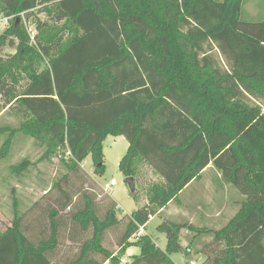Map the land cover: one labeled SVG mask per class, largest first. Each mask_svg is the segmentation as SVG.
I'll return each mask as SVG.
<instances>
[{
    "label": "trees",
    "instance_id": "obj_1",
    "mask_svg": "<svg viewBox=\"0 0 264 264\" xmlns=\"http://www.w3.org/2000/svg\"><path fill=\"white\" fill-rule=\"evenodd\" d=\"M36 10L48 19L37 20L32 41L21 15ZM0 11L13 18L0 48L16 49L0 58V114L17 108L25 119L21 131L46 148L44 158L64 150L76 171L91 156L99 176L103 141L123 136L129 148L121 172L136 177L142 162L163 181L127 217L116 252L104 240L121 223L118 205L101 218L92 196L83 197L70 218L92 234L70 264H122L132 247L140 254L127 264H172L171 255L184 250L183 228L196 231L186 251L205 254V264H264V192L253 194L257 201H242L219 231L164 222L158 229L167 236L165 250L141 234L226 156L231 183L254 191L264 184V22L243 21L242 0H0ZM65 183L68 176L54 185L59 197L45 208L48 221L35 239L14 199L13 222L0 233V264H56L62 214L76 197ZM205 235L211 243H203Z\"/></svg>",
    "mask_w": 264,
    "mask_h": 264
},
{
    "label": "rangeland",
    "instance_id": "obj_2",
    "mask_svg": "<svg viewBox=\"0 0 264 264\" xmlns=\"http://www.w3.org/2000/svg\"><path fill=\"white\" fill-rule=\"evenodd\" d=\"M21 17L31 40L34 41L37 34V20L46 21L48 18L38 10L28 15L22 14ZM12 19L4 17L0 11V36L10 27ZM15 54V47L8 45L0 48V58L6 59ZM222 66L224 69L227 68L224 63ZM27 84L28 80L24 79L21 82L20 90L24 89ZM2 105L3 102L0 98V106L2 107ZM17 110V108H6L0 114V232L13 222V202L16 198L20 202V212L25 217L26 233L35 239L40 233L41 224L48 221L47 214L44 212L45 208L59 197L54 185L68 176L69 185L65 183V188L76 197H74L72 208L62 214L65 223L61 229L60 246L52 257L53 262L70 264V261L76 258L81 244L91 237L92 230L85 233L79 231L70 218L71 214L83 204V197L87 195L92 196L97 213L101 218L105 216L113 202L118 205L117 216L121 223L107 231L104 240V246L107 249L118 251L119 240L126 228L127 217L148 204L150 188L155 184L163 183L162 179L150 167L138 162L137 175L134 177L136 192H131L127 183L128 177L120 170V162L129 148V142L123 136H108L103 141L105 171L101 176L97 174V166L91 156L76 171L69 169L68 156H65L64 150H58L57 155L48 160L44 158L46 148L40 147L34 139L21 131V124L25 119ZM4 150H7L6 153H3ZM223 159L224 163H213L211 168L202 175V179L196 181L191 189L167 207L161 217L150 220L147 232L154 240L156 239L155 241H159L162 249H165L168 243L166 234L158 229L164 222L185 223L197 229L210 230L208 219L211 216L208 213L221 208L226 203L227 211L230 212L227 217H231L239 212L242 201L259 200L253 194L255 192L262 194L264 184L254 191L240 181L237 184L231 183L228 175L233 167H230L231 161L228 156ZM23 161L29 163L28 168L17 174L14 169L19 167ZM112 183H115V186L106 192L105 186ZM47 193L48 195H46ZM247 196H249L248 199ZM234 205L235 207H233ZM197 206L200 207V210L197 209L196 212ZM232 207L235 210L233 213L230 210ZM225 221L218 222L216 226H223ZM195 235L196 231L194 230L182 229L180 241L184 250L182 253L177 252L171 255L172 264L193 263L197 249L193 248L195 251H189V253L186 250L191 243L189 240L193 239ZM212 238V236L205 235L203 243H211ZM198 249L200 250V248ZM130 250V254H126L123 258L122 264H126L131 261L133 256L140 254L139 247H132ZM97 258L102 259L99 255ZM105 264H109V262Z\"/></svg>",
    "mask_w": 264,
    "mask_h": 264
},
{
    "label": "crops",
    "instance_id": "obj_3",
    "mask_svg": "<svg viewBox=\"0 0 264 264\" xmlns=\"http://www.w3.org/2000/svg\"><path fill=\"white\" fill-rule=\"evenodd\" d=\"M242 19L243 21H247L249 23H257V22H264V0H242ZM211 168V165L205 170V172ZM204 172V173H205ZM203 173V175H204ZM195 182H193L191 185H189L182 193L181 195H183L185 192H187L189 189H191V187H193ZM180 195V196H181ZM173 202H171L168 207L172 204ZM198 208H196V212H197V209L200 210V207L197 206ZM235 207V205L233 206ZM230 209L233 212H235V210L233 209ZM167 207L163 210H161L157 215H155L154 217L152 218H155V217H161V214L164 210H166ZM204 210V209H203ZM228 208L226 206V203L222 205L221 208H217L215 209L214 211L208 213L211 218H207L208 219V227L209 229L211 230H221L223 229L224 227L227 226V224L235 217V215L238 213L236 212L233 216L231 217H227V215L230 213L229 211H227ZM227 211V212H226ZM206 216L207 213H206ZM209 216V217H210ZM151 218V219H152ZM150 219V220H151ZM226 220V221H225ZM220 221H225L224 225L223 226H216V224ZM150 222V221H149ZM148 222V224H149ZM148 224L146 225V227H144L142 230H141V234H148L147 232V226ZM3 232V231H2ZM1 233V232H0ZM189 234V233H188ZM186 234V235H188ZM150 236V235H149ZM153 241L162 249V247L159 245V241H155L154 238H152ZM166 249V248H165ZM165 249H162V250H165ZM130 249L127 251V255L130 254ZM191 251H195V250H191ZM196 252V257L193 261L192 264H205L206 263V260H207V257L205 254L201 253V252ZM198 254V255H197ZM131 257V256H130ZM204 261V262H202ZM128 262H126L127 264Z\"/></svg>",
    "mask_w": 264,
    "mask_h": 264
},
{
    "label": "water",
    "instance_id": "obj_4",
    "mask_svg": "<svg viewBox=\"0 0 264 264\" xmlns=\"http://www.w3.org/2000/svg\"><path fill=\"white\" fill-rule=\"evenodd\" d=\"M263 44H264V39H263ZM127 183L130 187L131 192L135 193L136 192V185H135L134 177L127 178Z\"/></svg>",
    "mask_w": 264,
    "mask_h": 264
},
{
    "label": "built area",
    "instance_id": "obj_5",
    "mask_svg": "<svg viewBox=\"0 0 264 264\" xmlns=\"http://www.w3.org/2000/svg\"><path fill=\"white\" fill-rule=\"evenodd\" d=\"M113 186H115V183H112L111 185H106L105 188H104V190H105L106 192H109V190H111V188H112ZM141 233H142V232H141Z\"/></svg>",
    "mask_w": 264,
    "mask_h": 264
}]
</instances>
